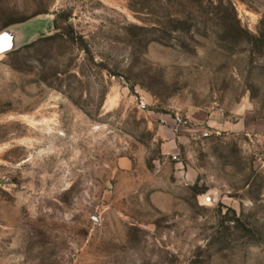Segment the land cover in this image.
<instances>
[{
    "label": "rangeland",
    "instance_id": "1",
    "mask_svg": "<svg viewBox=\"0 0 264 264\" xmlns=\"http://www.w3.org/2000/svg\"><path fill=\"white\" fill-rule=\"evenodd\" d=\"M0 264H264V0H0Z\"/></svg>",
    "mask_w": 264,
    "mask_h": 264
},
{
    "label": "water",
    "instance_id": "2",
    "mask_svg": "<svg viewBox=\"0 0 264 264\" xmlns=\"http://www.w3.org/2000/svg\"><path fill=\"white\" fill-rule=\"evenodd\" d=\"M13 44L14 39H12L9 34L5 33L0 36V47L3 45L4 49L7 50Z\"/></svg>",
    "mask_w": 264,
    "mask_h": 264
}]
</instances>
